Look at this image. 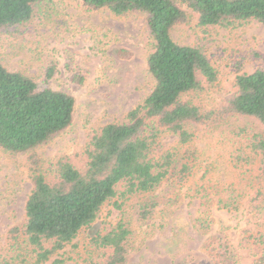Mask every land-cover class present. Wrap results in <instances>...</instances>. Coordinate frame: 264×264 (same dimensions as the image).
Segmentation results:
<instances>
[{
    "label": "rangeland",
    "instance_id": "rangeland-1",
    "mask_svg": "<svg viewBox=\"0 0 264 264\" xmlns=\"http://www.w3.org/2000/svg\"><path fill=\"white\" fill-rule=\"evenodd\" d=\"M170 33L180 44L202 47L216 71L214 82L198 77L202 88L182 96L205 116L200 124H187L190 141L178 144V136L163 131L155 152L175 151L179 162L191 164L192 176L183 182L167 178L149 194L112 199L89 227L43 264H87L88 238L120 219L130 232L125 264H253L259 257L264 264V244L256 242L264 228L263 178L258 156L246 146L248 136L263 128L251 117L222 112L238 73L264 71V29L256 20L202 27L189 12L187 22ZM150 50L145 13L86 10L80 0H44L27 23L0 31L2 65L38 84L53 66L49 86L74 98L66 129L27 152L0 148V264L13 257L12 264H20L8 233L24 217L32 160L47 180L60 159L82 167L91 134L106 123L125 121L151 90ZM142 208H152L151 214L142 218ZM222 241L229 252L224 258L217 250Z\"/></svg>",
    "mask_w": 264,
    "mask_h": 264
},
{
    "label": "trees",
    "instance_id": "trees-1",
    "mask_svg": "<svg viewBox=\"0 0 264 264\" xmlns=\"http://www.w3.org/2000/svg\"><path fill=\"white\" fill-rule=\"evenodd\" d=\"M43 1L0 0V31L18 29L27 23ZM80 1L86 10L106 9L115 15L145 13L151 39L146 65L154 83L143 101L127 112L125 121L106 123L91 134L82 167L60 159L53 165V179L47 180L32 160V187L25 200L24 217L8 233V239L18 249L15 258L20 264L47 262L89 227L112 199L149 194L167 178L183 182L192 176L191 164L179 162L175 151L159 155L155 152L163 131L178 136V144L190 141L187 124H200L205 116L182 96L202 88L198 77L206 83L214 82L216 71L202 47L176 42L170 33L172 28L186 23L190 12L202 27H229L256 20L264 29V0ZM53 73V66L48 67L38 84L32 77L8 70L0 63L1 149L27 152L71 124L74 98L49 86ZM235 87L222 112L251 117L262 126L263 133L252 132L246 146L259 158L264 187V71L238 73ZM235 158L242 160L240 154ZM114 205L120 204L115 201ZM154 205L153 202L150 207ZM152 208L140 209L139 215L146 218ZM129 233L127 223L121 219L109 229L93 233L87 242L91 254L87 264H125ZM222 242L217 250L224 258L229 252L227 242ZM256 242L264 244V228ZM12 263L14 257L2 264ZM253 264H263V258Z\"/></svg>",
    "mask_w": 264,
    "mask_h": 264
}]
</instances>
